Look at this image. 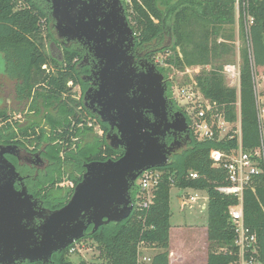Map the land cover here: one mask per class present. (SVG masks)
<instances>
[{"label": "trees", "instance_id": "16d2710c", "mask_svg": "<svg viewBox=\"0 0 264 264\" xmlns=\"http://www.w3.org/2000/svg\"><path fill=\"white\" fill-rule=\"evenodd\" d=\"M240 1L245 2V6L240 7L239 18V36L245 44L241 50L242 139L244 148L251 149L258 144L253 68H264V0ZM236 2L237 0H132L129 13L134 20L131 21L132 27L141 43L148 44L159 38L164 23L169 27L173 36L171 48L174 54L164 62L169 67L173 65L181 69L200 67L201 72L194 78L198 90L211 103L221 106L231 122L237 120L238 93L236 89L228 87L222 69L225 64L231 63L235 55L233 44ZM23 4L25 0H0V54L5 58L6 78L13 84L16 83L9 90L12 92L14 89L15 93L22 94V86L25 85L29 94L37 88L42 94H49V100L61 94H71L68 82L72 81L76 85L79 82V75L72 65L73 58H66V62L62 64L56 58H50L41 44L37 43L42 35L40 22L47 19V15L41 6L31 0H26V6ZM248 18L254 19L253 24L249 25ZM47 34L50 37V28H47ZM161 68V73L167 77V68ZM71 115L72 112L65 111V118ZM9 119L8 112L0 109V123L4 125L0 128V144L9 143L15 137ZM65 124L59 137H64L69 143L73 128L67 122ZM55 126L56 124V132L58 128ZM20 134L26 137L28 130H21ZM234 145L235 141L227 144L217 140L198 141L193 138L188 151L158 169L164 172V176L154 192V204L148 210L134 211L124 222L102 226L93 234H90L93 229L91 226L82 240L93 241L100 258L106 264H137V250L142 242L160 250L152 258L151 264H171V189L194 188L206 190L209 195L206 264H231L235 257L221 250L230 251L234 248V232L229 223L228 208L236 200L216 190L223 184L225 175L212 168L210 153L213 150H226ZM52 152L54 156H58L61 146L54 147ZM86 158L99 159L88 155ZM191 172L198 173L200 178L188 179ZM49 182L54 187L56 182H52L50 178L37 183L45 185ZM36 189L33 186L35 196L43 198L51 210L63 207L66 197L70 198L73 194L71 191L65 197H59L52 195V189L44 194ZM136 193L137 190L133 193V199ZM261 204H264L263 186H259L257 194L252 191L245 193V222L257 233L260 256L264 263V212ZM48 264H73L69 248L54 254Z\"/></svg>", "mask_w": 264, "mask_h": 264}, {"label": "water", "instance_id": "95a60500", "mask_svg": "<svg viewBox=\"0 0 264 264\" xmlns=\"http://www.w3.org/2000/svg\"><path fill=\"white\" fill-rule=\"evenodd\" d=\"M78 4V0H52L51 27L55 26L54 32L59 36L86 37L91 41L100 23L96 15H89V8L77 9ZM112 22V27L118 24L116 19ZM124 27L131 35L132 30L125 18ZM55 39L58 40V36ZM114 48L108 50L99 94L108 98L109 109L105 111L117 110L116 117L108 114L105 118L102 114V121L119 122L120 138L111 145L114 149L123 145L124 155L117 160L88 164L82 181L66 205L50 210L39 206L26 189L16 190L19 175L5 157L11 149L1 148L0 264H48L54 254L64 252L84 239L91 226L90 234H93L102 226L124 222L133 212L132 191L139 176L147 170L169 164L175 143L168 147L161 138L170 130L177 132L184 128L178 130L165 124L164 76L154 68L140 76H135L132 69L124 73L122 68L127 66L118 69L122 59ZM129 60L131 58L127 57L126 61ZM133 89L135 97L129 99L127 94ZM146 114L153 115L155 121L152 122Z\"/></svg>", "mask_w": 264, "mask_h": 264}, {"label": "flooded vegetation", "instance_id": "af4514ba", "mask_svg": "<svg viewBox=\"0 0 264 264\" xmlns=\"http://www.w3.org/2000/svg\"><path fill=\"white\" fill-rule=\"evenodd\" d=\"M31 1L41 6L50 19L51 34L61 50H58V56L53 55V57L64 63L66 58L71 56L76 73L82 74L85 71L86 75L83 79L89 85L87 94H61L52 100H49V94H0V109L8 112L10 116L8 122L11 124L12 134L15 133V137L9 143L0 144V149L6 147L11 149V153L6 154L5 157L15 167L19 175L15 188L17 191L26 189L39 206L50 209L43 198L35 196L33 186L37 187V192L42 191L44 194L48 189H52L53 196L65 197V194L73 192L82 181L88 164L97 161L117 160L124 155L123 145H119L115 149L111 145L117 143L120 138L119 122L111 119L102 121V114L105 118L108 114L117 116L116 109L110 113L105 111V109H109L108 98L99 94L103 81L102 73L107 65L108 50H112L115 46L114 52L122 59L117 65L118 69L127 66L122 68L124 73L132 69L135 76H140L149 73L154 68L156 72L162 74L157 56L172 47L173 36L169 27L164 23L165 40L160 36L148 44L141 43L132 27L124 0H78L77 9L89 8V15H96L98 23H100L94 30V39L89 41L86 37L72 39L59 36L54 32L55 26L51 27L53 22L52 0ZM124 18L132 30L131 35L125 31ZM113 19L118 20L115 27H112ZM56 36H58V40L55 39ZM127 57L131 60L126 61ZM129 62H131L130 66ZM162 75L166 88L164 95L167 120L165 124L172 125L178 130L184 128L183 131L177 132L170 130L161 138V142L168 147L175 143L174 151L169 156L168 162H170L174 157L188 151L193 143V138L196 140L197 138L191 129L183 107L172 98V86L169 84V79L165 74ZM134 91V89L130 90L127 94L129 99L135 97ZM65 111H70L73 115L65 118ZM11 113H19L20 118H14ZM21 115H23L22 118ZM146 115L152 122L155 121L153 115ZM182 120L184 123L181 122ZM66 122L73 128V136L69 143L65 141L64 137H59ZM54 124H56L55 128H58L56 131L58 135L54 130ZM2 126H4L3 123L0 128ZM21 130H28L26 137L20 134ZM81 131L86 132L81 133ZM115 137L117 138L114 139ZM56 146H61L58 156H54V151L52 152ZM114 152H116L115 155ZM86 155L99 157V159L88 160ZM47 178L56 182L54 187L51 182L45 185L37 183L39 180L43 181ZM135 185L137 186V184ZM135 190L138 192V187L134 186L133 188V202ZM66 198L64 205L71 197Z\"/></svg>", "mask_w": 264, "mask_h": 264}, {"label": "built area", "instance_id": "2783aa9c", "mask_svg": "<svg viewBox=\"0 0 264 264\" xmlns=\"http://www.w3.org/2000/svg\"><path fill=\"white\" fill-rule=\"evenodd\" d=\"M128 12L132 7V0H124ZM240 11V10H239ZM249 25L254 19L248 18ZM241 55L237 63H228L223 66L222 75L225 77L228 87L237 90L238 100L236 102L237 120L231 122L226 118L224 109L216 103H211L199 90L194 78L201 72L200 67L186 68L192 77L193 90L172 91V98L179 103L184 100L182 106L191 129L198 141L217 140L224 143L235 141V145L226 150H213L210 153L212 168L223 172L225 179L222 185L216 190L227 197L234 198L236 203L229 206L228 216L234 232V248L230 251L222 249L221 252L229 253L235 257L231 264H264L260 256V245L257 233L245 222L244 196L247 191L257 194L259 186L264 187V79H260L253 68L254 98L257 114L258 144L251 149L243 146V132L241 123ZM166 63L159 65L166 68ZM168 67V65H167ZM164 176V172L158 169H150L143 172L138 180V192L133 202V212H143L154 204V192ZM200 175L196 172L188 174V179L198 180ZM73 188V186L71 185ZM180 190V189H179ZM193 191L194 193L205 192L207 198H203V203L199 207L200 213L207 214L209 207V195L206 190L194 188L181 189L180 191ZM181 205L187 203L183 198ZM200 197L196 194L189 195L191 203H198ZM264 212V204H261ZM132 212V213H133ZM84 249V242L78 241L69 247V254H81ZM153 249L145 243H141L137 250V264H151L152 258L147 251Z\"/></svg>", "mask_w": 264, "mask_h": 264}, {"label": "rangeland", "instance_id": "374dc122", "mask_svg": "<svg viewBox=\"0 0 264 264\" xmlns=\"http://www.w3.org/2000/svg\"><path fill=\"white\" fill-rule=\"evenodd\" d=\"M26 6V0L25 4ZM245 2H241L237 0L236 2V10H235V19L236 25L234 26V51L235 55L232 59L231 63H237L240 60L241 50L245 47L243 40H240L239 36V21H240V7H244ZM48 17V16H47ZM48 19V18H47ZM41 20L42 25V35L38 38L37 43L41 44L43 50L50 56V58H54V56H58V50L60 47L54 41L52 34L50 37L47 34V28H49L50 20L48 19ZM131 21H134L132 17H130ZM162 39L164 38V31L161 34ZM165 40V38H164ZM173 45V43L171 44ZM61 51V50H60ZM53 53V54H52ZM173 49L167 48L165 52H162L159 56H157V61L161 64L164 63L165 59L168 58L170 55H173ZM60 62V61H58ZM241 62V61H240ZM62 64V62H60ZM59 63V64H60ZM5 58L2 54H0V94H17L15 92H11L9 88H13V83L10 82L6 77V65H5ZM166 65V64H165ZM171 65V64H170ZM61 66V65H60ZM167 78L169 79V83L172 86V91H181L183 89L189 90L192 92L193 85L191 81V76L187 72L186 68L181 69L171 65V67H167ZM256 75L260 79H264V68H255ZM79 75V82L76 85L72 81H69L67 86L70 89L71 94H87L89 85L84 81V77L86 72L84 71L82 74ZM19 80L20 78L17 77ZM15 81V80H13ZM24 93L22 94H29V89L26 88L25 85L22 86ZM10 91V92H9ZM30 94H42L39 89L32 90ZM1 101V95H0ZM180 105H184V100L178 101ZM12 114V113H11ZM12 116L16 119H19V113H13ZM23 115H21V118ZM1 125V123H0ZM196 194L200 197V201L198 203H191L189 201L190 194ZM178 198H183L186 205H181L179 203ZM203 198H207V194L205 192H189L187 191H180L176 187H172L171 189V238H170V245L174 249H176L179 244L182 250L186 251L187 253L198 254V260L195 261V264H204V248L207 241V237L204 238V234H207V214L200 213L199 207L204 202ZM85 239V238H84ZM83 241V240H82ZM84 249L81 254L70 255V260L73 261V264H106V261L103 258H100V253L97 248V245L91 240H84ZM208 248V247H207ZM190 259L187 256V260ZM178 263V262H177Z\"/></svg>", "mask_w": 264, "mask_h": 264}, {"label": "crops", "instance_id": "0c3cea01", "mask_svg": "<svg viewBox=\"0 0 264 264\" xmlns=\"http://www.w3.org/2000/svg\"><path fill=\"white\" fill-rule=\"evenodd\" d=\"M179 203H180V199L178 198ZM172 227V225H171ZM172 230V228H171ZM171 230H170V238H171ZM207 237V234H204V238ZM177 248L174 249L172 247V245H170V263L171 264H195L194 262L198 260V254L199 253H195V254H191V253H187L186 251L182 250L181 246H179V244H177ZM208 244L206 242L205 244V248H204V264H206L207 261V250ZM160 252V250L158 249H150L149 251H147V254L150 255L151 257H154L156 254H158ZM187 256L190 258L187 260ZM178 262V263H177Z\"/></svg>", "mask_w": 264, "mask_h": 264}]
</instances>
